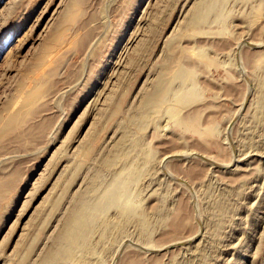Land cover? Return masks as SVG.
Returning a JSON list of instances; mask_svg holds the SVG:
<instances>
[{
    "label": "rangeland",
    "instance_id": "1",
    "mask_svg": "<svg viewBox=\"0 0 264 264\" xmlns=\"http://www.w3.org/2000/svg\"><path fill=\"white\" fill-rule=\"evenodd\" d=\"M262 83L264 0H0V264H264ZM127 163L124 204L46 263Z\"/></svg>",
    "mask_w": 264,
    "mask_h": 264
},
{
    "label": "bare ground",
    "instance_id": "2",
    "mask_svg": "<svg viewBox=\"0 0 264 264\" xmlns=\"http://www.w3.org/2000/svg\"><path fill=\"white\" fill-rule=\"evenodd\" d=\"M218 3V2H217ZM207 3L205 2H202L200 3L196 8H195V12H194V16L192 17V21H195L196 19H201L203 18L204 14H205V11L207 13V10L209 9V5H206ZM212 5V4H211ZM214 6V5H213ZM210 10V9H209ZM205 17V16H204ZM198 21V20H197ZM200 21V20H199ZM195 23V22H194ZM181 67V65L178 66V68ZM185 68V67H184ZM177 69V68H176ZM180 69V68H179ZM182 70V68H181ZM181 70H176L175 71V77H176V80H177V77H179L178 79L182 80L180 78L182 75H183V72H186V69L185 71H181ZM188 73V71L186 72ZM174 77H172V79H169V80H173ZM166 79V78H165ZM163 77V75H161L157 80H156V83H155V90L154 92H150V94H146L147 96L144 98L142 104L140 105L141 106V112L140 114H138V116L136 117L137 119V122L135 120V122L137 123L138 127L141 126L142 124V121L145 119V114L148 113V109L150 108L151 105H153L155 102H157L158 100H162L165 98L167 92H169L171 89V86L168 84V81L166 82ZM171 82V81H170ZM264 83H262L263 85ZM193 85V83H192ZM192 85L189 87V91L187 92H190L191 93H194V89ZM170 86V87H169ZM264 86V85H263ZM262 86V87H263ZM264 88V87H263ZM168 89H170L168 91ZM191 89V90H190ZM196 91V90H195ZM149 93V92H148ZM263 93V91H262ZM187 95L189 93H186ZM263 95V94H262ZM262 95H260L262 97ZM195 95H193L194 97ZM184 97V96H183ZM182 97V98H183ZM190 99V95L186 96V98H184V100H187L189 101L188 99ZM264 97V96H263ZM262 97V98H263ZM181 98V97H180ZM260 98V97H259ZM261 98V100L259 101H262L263 99ZM192 99V98H191ZM183 100V102L181 101V103H185ZM178 101H179V98H178ZM261 103V102H260ZM262 104V103H261ZM175 111V110H174ZM171 112V110H170ZM175 113V112H174ZM171 114H173V111L171 112ZM177 114V113H176ZM172 116V115H171ZM174 116H177V115H174ZM134 117V116H133ZM131 118V117H130ZM179 118V117H177ZM176 118V119H177ZM133 119V118H132ZM179 120V119H178ZM181 120V119H180ZM186 121V120H185ZM134 122V123H135ZM178 123V122H177ZM180 123V121H179ZM181 124V123H180ZM183 124V123H182ZM181 124V125H182ZM185 124V122H184ZM188 124V123H187ZM183 126H186V125H183ZM187 127V126H186ZM188 129V128H187ZM191 129V128H190ZM196 129H198L196 127ZM193 130V129H192ZM125 150V149H123ZM127 152V151H126ZM127 155V153H124ZM123 154V156H125ZM129 154V153H128ZM113 159H107L105 160V163L107 165H109L111 162H112ZM114 161V160H113ZM132 161V160H131ZM129 163H131L129 161ZM133 163V161H132ZM135 164V163H134ZM125 165V164H124ZM124 165L122 166V168L124 167ZM127 166H125L123 169H122V173L121 175H119L118 177H114L113 176V181L107 186L104 194L101 196V197H96L97 194L95 197H88V196H91V195H88V196H83L82 194H85L86 193H81L80 196L78 195V198H79V201L80 202L77 206H75L74 208H72L69 212V215L67 217V220L65 219V222L64 224L62 225L61 227V232H59V237H58V245L57 247L55 248V250L49 254L45 261L46 263H49V262H53V261H56V260H59L60 258H63V257H70L73 255V253L79 249L80 247H82L85 243V239L87 238V235L90 231V228L93 227V221L95 220V218L97 217L98 218V214L100 213V211L105 207V206H111V204H119L120 201L125 202L123 201V198L121 200V196L124 194V192L126 191V187H127V184L128 182L130 181V179L134 178V170H135V167H134V170H132V166L130 168V165H128V163L126 164ZM136 166V164H135ZM120 173V171H119ZM98 174V173H97ZM130 186V185H129ZM106 187V186H105ZM128 191L130 192V190L128 189ZM103 192V191H102ZM94 196V195H92ZM130 196V194H129ZM129 198V197H128ZM77 199V198H76ZM130 200V198H129ZM129 204H131L130 202H128ZM126 202V207H121L122 208V211H127V214L131 216L134 214L132 211H131V208H133V205L131 208H128L129 204ZM124 204V203H123ZM128 204V206H127ZM122 205V204H120ZM111 207H117V206H111ZM118 209H121L119 208ZM106 208V207H105ZM108 208V207H107ZM123 208H126V210H124ZM135 209V207L133 208V210ZM138 209V208H137ZM105 211V210H104ZM137 211V214H138V210ZM136 211H134L136 213ZM102 213V211H101ZM124 213V212H123ZM133 213V214H132ZM127 214H124L125 216ZM136 214V215H137ZM100 215V214H99ZM127 215V216H128ZM135 215V214H134ZM135 215V216H136ZM139 216V214L137 215ZM129 217V216H128ZM134 217V216H133ZM142 217V216H141ZM134 218H137V217H134ZM126 219V218H125ZM130 219V217H129ZM139 219V217H138ZM137 219V220H138ZM132 220V219H131ZM135 221V219H134ZM143 221V218L142 220L140 219V222L141 224H144V222L142 223ZM96 222V221H95ZM136 222V221H135ZM139 223V221H138ZM92 224V225H91ZM91 225V227H90ZM145 224H144V228H145ZM142 228V227H141ZM57 242V241H56ZM71 258V257H70ZM60 261V260H59ZM57 261V262H59ZM56 263V262H54Z\"/></svg>",
    "mask_w": 264,
    "mask_h": 264
}]
</instances>
